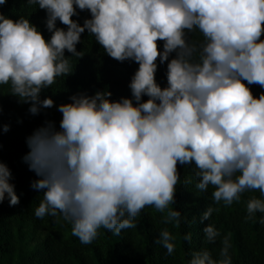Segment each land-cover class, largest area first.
Returning <instances> with one entry per match:
<instances>
[{
	"label": "clouds",
	"instance_id": "1",
	"mask_svg": "<svg viewBox=\"0 0 264 264\" xmlns=\"http://www.w3.org/2000/svg\"><path fill=\"white\" fill-rule=\"evenodd\" d=\"M27 3L45 10L51 35L46 41L28 18L14 21L0 13V85L29 103L30 114L52 107L53 100H41L40 93L71 73L64 51L80 57L75 45L85 30L111 58L138 64L128 84L130 98L110 100L107 90L74 94L57 105L59 128L45 121L25 137L28 151L21 159L37 177L30 188L43 190L34 208L37 218L59 214L83 244L101 227L116 235L134 228L148 205L167 209L163 222L178 226L181 213L170 207L178 163L194 165L195 187L211 186L213 204L231 205L246 189L259 190L260 198L247 200L245 219L264 214V92L254 97L242 83L264 89V0ZM77 9L90 13L82 25L70 19ZM57 20L66 28L56 27ZM193 33L200 38L190 39ZM157 57L161 64L167 60L163 88L154 78ZM10 179L0 162V202L7 199L11 206L19 199ZM214 211L219 208L207 206L200 220ZM258 222L264 224V215ZM202 233L207 244L220 235L211 223ZM182 239L191 243V233ZM173 241L163 228L155 243L171 255ZM221 245L216 258L207 248L190 250L185 264H232L226 237Z\"/></svg>",
	"mask_w": 264,
	"mask_h": 264
},
{
	"label": "trees",
	"instance_id": "2",
	"mask_svg": "<svg viewBox=\"0 0 264 264\" xmlns=\"http://www.w3.org/2000/svg\"><path fill=\"white\" fill-rule=\"evenodd\" d=\"M76 11L77 15L70 19L77 23L82 25L85 18H90L87 9ZM0 13L14 21L20 16L28 18L46 41L51 35L45 27V10L34 3L5 0L0 5ZM56 27L66 28L59 20ZM188 36L190 39L200 38L199 33ZM260 39H264V32ZM162 43L157 41L158 51ZM75 48L82 53L80 57H73L67 50L64 51L72 65L71 73L56 77L53 84L40 93L41 100L45 97L53 100L50 108H41L37 114H30L27 111L29 103L21 102L12 95L9 85H0V162L9 168V182L14 185L19 199L18 204L11 206L7 199L0 202V264H185L189 258L186 254L192 249L207 248L216 258L222 246L221 240L225 237L229 242L228 253L232 264H264V224L258 222L264 214L257 212L254 218L245 219L247 200L253 196L260 198L259 190L246 189L240 194V200L233 201L231 205H224L223 202L213 204L211 186L207 191L195 187L197 179L193 175L192 163L177 164L179 179L174 203L170 207L181 213L182 220L178 226L163 222L167 209L158 212L148 205L135 217L134 228L122 229L116 235L101 227L91 243L83 244L73 235L64 237L61 234L63 227L60 225L64 223L67 229H71V223L63 220L59 214L56 217L46 214L42 218L34 215L43 190L30 188V181L37 177L21 159L28 151L25 137L45 121H52L59 128L61 113L57 105L69 103V97L74 94L91 96L97 90H107L111 93L110 100L131 97L128 84L138 67L136 62L111 58L87 30L80 34ZM156 63L154 78L163 88L167 84V60L161 64L157 57ZM242 83L254 97L264 92L258 84ZM146 99V96H142V100ZM5 124L9 126L7 132L2 131ZM209 205L218 207L219 211H214L209 220L201 221L200 216ZM208 223L213 224L220 233L213 244L203 240L202 229ZM163 228L174 236L175 248L171 255H167L166 250L155 243L158 232ZM186 233H191V243L182 239Z\"/></svg>",
	"mask_w": 264,
	"mask_h": 264
},
{
	"label": "rangeland",
	"instance_id": "3",
	"mask_svg": "<svg viewBox=\"0 0 264 264\" xmlns=\"http://www.w3.org/2000/svg\"><path fill=\"white\" fill-rule=\"evenodd\" d=\"M61 227H63V229H61V234L64 236V237H69L71 234V230L70 229H67V225L65 226L64 223H62L60 225ZM56 228V227H55Z\"/></svg>",
	"mask_w": 264,
	"mask_h": 264
}]
</instances>
